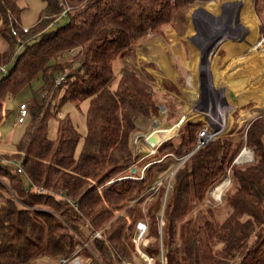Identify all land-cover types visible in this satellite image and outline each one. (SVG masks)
Instances as JSON below:
<instances>
[{
  "label": "trees",
  "instance_id": "1",
  "mask_svg": "<svg viewBox=\"0 0 264 264\" xmlns=\"http://www.w3.org/2000/svg\"><path fill=\"white\" fill-rule=\"evenodd\" d=\"M19 1L0 0V67L8 69L0 78V129L6 99L36 80L41 87L33 92L35 108L21 124L26 128L15 152L0 153V264L58 262L80 248L83 264L133 263L143 259L135 242L139 223L146 225L139 248L154 264H264V113L242 135L219 137L194 152L150 199L144 194L193 150L206 123L187 122L180 143H165L138 179L129 177L141 161L132 145L138 120L159 117L161 91L152 76L123 61L135 63L137 48L150 37L169 42L170 28L182 36L188 11L214 0H41L45 7L28 33ZM254 2L264 38V0ZM231 3L229 10H243L227 28L239 40H252L248 4ZM62 16L67 23L56 26ZM12 28L25 40L20 51ZM117 61L123 65L116 81ZM61 76L68 81L56 86ZM164 97L167 104L171 97ZM85 101L83 138L61 113L66 104L79 109ZM54 119L58 130L50 139ZM244 148L254 160L236 164ZM226 179L223 203L208 206ZM220 209L227 215L219 222ZM195 212L205 217L202 223Z\"/></svg>",
  "mask_w": 264,
  "mask_h": 264
},
{
  "label": "rangeland",
  "instance_id": "2",
  "mask_svg": "<svg viewBox=\"0 0 264 264\" xmlns=\"http://www.w3.org/2000/svg\"><path fill=\"white\" fill-rule=\"evenodd\" d=\"M214 1H217V0H214ZM211 2H213V1H211ZM253 2H254V0H253ZM19 4H20V7L23 9V12L21 14V24L24 27H29V28L33 27L38 22V20L40 19L41 14H42V10L45 7V3L42 2L41 0H20ZM208 4L207 5H197L188 11V14L186 15L187 23L183 28V35H182L183 38L186 36V26L189 22L188 17H189L190 12H192L193 10H198L200 8H205L208 6ZM61 7L63 8V5H61ZM65 9L66 8L62 9V14H63ZM67 10H68V8H67ZM252 11L254 12V14H253L254 20L255 21L257 20L258 26L260 29L261 38H260L259 42L261 41V43H263V45H264V38L262 36L261 22L255 13V2H254V7L252 6ZM201 19H203V17ZM237 19H238L237 16L235 18L232 17V20H234V21H236ZM67 20H68V18L62 16L61 19L57 22L56 26L63 25L65 23H67ZM230 20H231V18H230ZM219 29L220 28H217L216 33H214L217 36L215 38L216 41H219L220 39L226 38L227 35H225V34L229 35V33L232 32L230 30V28L222 30L223 32L221 31V29L220 30ZM202 31H204L203 34L205 37L197 38L196 42H194V45H193L194 47L193 48L191 47L192 49L191 48L189 49L186 46V44L178 45L176 47V50L181 55H184L186 60H188V54H187L188 52H190V57H191L197 53L196 51H198L199 49L200 50L203 49V51L199 55L200 64L197 66V69L199 72V74H198L199 82H197L196 85L195 84H193V85L188 84V79L191 77V74H192L191 71L192 70H191L190 66L186 63L185 58H181L179 56L174 55L171 50L168 52V62L167 63H168V66L171 70L172 77L171 78L164 77L163 79H161V78L157 79V78H155V76L153 77L154 80L156 79L155 83H156L157 88L161 91V104H160V112H159L160 115H159V117L153 118V119H147V120L146 119H139L138 120V132L133 137L132 145H133L134 155L139 156L141 161H139V163L136 165V168H133V169H136V171L133 172V169H132V171L130 172V174H132V176H129V177H134L132 179H135V177H137L135 175H140L141 173H143L145 168L148 167V165L150 164V161L157 160L159 158L158 150L162 145H164L165 143H170V144L175 143L174 145H177L178 143H180V136L182 134L181 130L183 129V127L186 125L187 122L204 121L206 124H209L212 128H214V130L216 132L218 131L217 136L221 135L220 137H222V136L228 135L230 137H238L245 132L249 123L255 117L264 113V111H262L261 109H259V107H257L258 114L253 116L246 123H245V120H243L242 124H240L242 111L246 105L242 104V106H239V107L237 106L238 102H239V97L237 96L238 94H236V92L234 90L235 86L233 85V82L236 81L237 83H241L242 79H248V78H250L249 81L250 80L252 81L251 76L249 74H251L254 79L257 78L258 77L257 74L261 73V67H255L254 68L250 64L239 65V64L235 63L236 61H234L233 66H232L230 61H228L227 62V64L229 65L228 68L221 70L222 73L224 71L227 72L226 75H222V77L219 75H217L216 77L215 76L213 77L212 62H211V64L209 63V54L205 55L204 52L208 51L209 53H211V51L213 50V47L210 46V43H208V41L206 42L205 39L207 38L210 40V38H208V36H207V33L208 34L210 33L213 36H214V34L209 32L211 30L207 27L206 28L204 27V29H202ZM175 32H176V30H175ZM235 34H237V33H234V36H235ZM156 37H159V36H156ZM153 39H154V37H150V40L147 43H145L144 45L148 44ZM202 39H203V41H202ZM182 40L183 39H181V41ZM237 40L238 39H236V42H237ZM1 41H0V43H1ZM162 41H163L162 44H164V48L168 47V45H170V44H168L169 42L166 39L162 38ZM233 46L235 47L234 44H233ZM142 47H138V48L141 49ZM138 48H137V51H138ZM236 48H239V45H237ZM137 51H136V56H135V63H132L131 58H127L123 62L130 64V65H134L142 74L143 73L145 74V72H144L145 68L144 67L146 65L140 63V59H139L140 55L138 56ZM253 51L255 52V50H253ZM259 51H261L260 47H259L257 52H259ZM226 53H228L227 49L225 48V45H223L222 47L220 46L219 50L217 51L216 56L219 57L220 54L223 56ZM248 55H249V57H251V56L253 57L256 54L251 52ZM248 55H246V56H248ZM232 57H233V55H231L229 58H232ZM123 62L117 61L115 63L114 71H115V75H116V81H117V76H118L119 70L123 65ZM147 66H149V65H147ZM210 66H211V68H210ZM258 66H260V65H258ZM150 67H151V64H150ZM155 72H156V69H155ZM246 74H248V75H246ZM151 76H153V75H151ZM157 76L160 77L159 74H157ZM246 77H248V78H246ZM174 78L176 79V81ZM172 79L174 81H172ZM181 81H183V83ZM164 84H169L171 87L174 86L177 89H178V87H177V85H178L181 90H180V92L178 90V93H176L175 91H171L169 93L165 92L163 89H161ZM113 86L115 88L116 83H114ZM40 87H41V81L36 80L28 88H26L23 92H21L17 96L8 97L6 99V101L4 102L5 109L8 110V116L5 119V122L0 129V136L2 139V141L0 142V153H13V152H15V146L19 142V140L22 137V135L25 131V128H26V125H19L17 127H15V125H14L15 122L18 120L17 118H18V113H19V105L21 103H27L30 107V112H31L35 108V98L33 96V92L35 90L39 89ZM171 90H174V89L171 88ZM184 92H185V94H184ZM164 94H166L172 98V100H171V98H170V100L167 99L168 100L167 104H165L166 98L164 97ZM168 103L174 105V106H172L173 107L172 110L168 107ZM192 106H193V109L190 108ZM231 106L232 107L234 106L233 109L230 110V112L228 111L227 113H225V116L223 118H221V120H219L220 116H223V114L221 113L222 112L221 109L225 110L226 108L228 109ZM88 107H89L88 101H85L84 103H82L81 107L79 109L70 103V104H66L64 106L62 113H61V115H65V116L69 115L70 116L74 125L76 126V128L78 129L79 133L82 135L83 138L87 134L86 113H87ZM190 109L195 110L196 113H194V116H192L191 119H188L187 121H185L182 124V126L180 125V128H179L178 132L175 134V136L168 139L166 142H164L163 144H161L157 147H152L151 145L149 146L146 143V140L148 142V137L153 132V130L156 131V130H158V128L170 129V128L175 127V125L178 122H180V120L182 119V116L184 117V114ZM211 119L215 120V122ZM155 122L158 123V127H156L154 129ZM239 127L243 131L238 130ZM57 130H58V121L54 119L50 122V129H49L50 139L56 138ZM82 143H83V140L80 143V146L78 148L77 153H79L80 148L82 146ZM194 148H195V146H194ZM151 150L155 151V153H156L155 157L152 156L154 154H150ZM169 155H171V154H169ZM175 161H176V159H175ZM248 161L249 160L244 161V162H248ZM179 164H180V162H178V164L172 166L167 173L163 174L162 178L159 181H157L152 187H150L149 190L144 194V196L148 195V197L150 199L151 198L150 193L151 194L155 193L158 190L159 186H161L163 183H166L167 185H169V182H170V179L172 176L171 173L179 166ZM222 203H223V196H222V199L218 202H216L212 198H210V200L208 201V206H215V205L221 206ZM220 206H218V207H220ZM226 215H227L226 209H224V210L220 209L219 215H218V221L219 222L222 221L226 217ZM194 217H195L197 223L200 224V223H202L204 216L203 217L199 216L197 214V212H195ZM138 227H139V224H138ZM138 227L136 228L135 242L137 244V250L141 254L143 259L140 260L138 258H135L133 263L134 264H141L142 261L144 262V261H146V259H149L151 264H154V262H152V260L147 255L143 254V252L139 248V242L141 241V239L143 237L141 239H138V236H139ZM145 230H146V228H145ZM96 233H99V235L102 238L101 232H96ZM96 233H94V234H96ZM85 235H87V234H85ZM87 247H88V245H87ZM213 257H217V255L214 254ZM160 260H161V263H163L162 257L160 258ZM59 263H60V261L51 262V263H46V261L45 262L41 261L40 263H36V264H59Z\"/></svg>",
  "mask_w": 264,
  "mask_h": 264
},
{
  "label": "crops",
  "instance_id": "3",
  "mask_svg": "<svg viewBox=\"0 0 264 264\" xmlns=\"http://www.w3.org/2000/svg\"><path fill=\"white\" fill-rule=\"evenodd\" d=\"M230 1L231 0H217L209 3L210 5L208 4V6L205 8H200L198 10H193L192 12H190L188 17L189 22L186 26V36L184 38L182 36H179L178 33H176L173 28L167 30V35L169 39L168 44H170L168 45V47L164 48V44H162L163 42L162 38L154 37V39L150 41L148 44L143 45V47L141 46L142 47L141 49L138 48V51L137 50L136 51L138 53V56L139 55L141 56V57L139 56L140 63L146 65L144 67L145 68L144 72L150 76L153 75L152 77L155 76V78L157 79L158 78L163 79L164 77L171 78L172 77L171 70L167 63L168 52L171 50L174 55L179 56L181 58H185L184 55H181L176 50V47L178 45L186 44V46L190 49L192 45H194V42H196L197 38L205 37L203 34L204 31H202L204 27L209 28L211 30L209 32L213 34L216 33L217 28H220L221 31L223 30L224 26L227 28L229 23L231 22L230 18L232 19V17L237 16L236 14L237 11L241 12L243 10L242 8L237 7L236 5L233 6L232 10H229L231 5L233 4L231 3L228 5ZM234 1L238 2L240 0H234ZM242 1L248 4V14L251 17L254 26H256V36L253 37L252 40H249L248 38L245 37H242V39L239 40V36L237 34H235L234 36L235 32H230L229 35L225 34L227 35L226 38L216 41L215 40V38L217 37L216 34H214L213 36L210 33L209 34L207 33V36L208 38H210V40L207 38L205 40L206 42L208 41V43H210V46L213 47V50L211 51V53H209L208 51L204 52L205 55L209 54V63L211 64L212 62L213 77L214 76L216 77L217 75L221 77L222 75H226L227 72L224 71L222 73L221 70L228 68L229 66L227 64L228 61H230L232 66L234 61H236L235 63L239 65L250 64L254 68L261 67V73L257 74L258 75L257 78L254 79L253 76L249 74L251 76L252 81L251 80L249 81L250 78L246 77L248 79H242V82L240 81L241 83H237L236 81L233 82V85L235 86L234 90L236 94H238L237 96L239 97V102L237 106L238 107L242 106V104L246 105L242 111L240 124H242L243 120H245L246 123L253 116L257 115L258 114L257 107H259V109L264 111V45L263 43H261V41L259 42L261 38L260 29L257 20L255 21L253 17L254 12L252 11V6L254 7V2L253 0H242ZM202 17L203 19H201ZM181 39L183 40L181 41ZM236 39H238L237 42ZM233 44L235 45V47L233 46ZM223 45H225V48L227 49L228 53H226L223 56L221 54L219 57L216 56L220 46L222 47ZM237 45H239L240 49L236 48ZM259 47L261 51L257 52ZM253 50H255V52ZM202 51L203 49L202 50L199 49L198 51H196L197 53L195 52L196 54L195 55L193 54L194 56L191 57H190V52H188L187 53L188 60H186L185 58L186 63L190 66L192 70L191 77L188 79L189 85H193V84L196 85V83L199 82L198 79L199 72L197 66L200 64L199 55L201 54ZM251 52H253L256 55L253 57L252 56L249 57L248 54ZM231 55H233V57L229 58ZM157 74H159L160 77L157 76ZM172 81L174 80L172 79ZM177 87L180 92L181 90L180 87L178 85ZM161 89H163L165 92L168 93L171 92L163 87ZM233 107L231 106L230 108L228 109L226 108L225 110L221 109L222 111L221 113L223 114V116H220L219 120H221V118L225 116V113H227L228 111L230 112V110H232ZM190 108L193 109V106ZM191 109L184 114V117H182L181 121L178 122L177 124H180L182 126V124L185 121L191 119L192 116H194V113L196 112L195 110H191ZM238 130L243 131L241 130L240 127L238 128Z\"/></svg>",
  "mask_w": 264,
  "mask_h": 264
},
{
  "label": "built area",
  "instance_id": "4",
  "mask_svg": "<svg viewBox=\"0 0 264 264\" xmlns=\"http://www.w3.org/2000/svg\"><path fill=\"white\" fill-rule=\"evenodd\" d=\"M69 10V9H68ZM68 10L67 9H65L64 10V12H63V14L62 15H66V13L68 12ZM22 28V30H23V32L24 33H28L29 32V30H30V28L29 27H24V26H22L21 27ZM11 32H12V35H13V37L15 38V40H16V42H17V51H20L22 48H23V46L25 45V40L23 39V37L20 35V33H19V31L17 30V29H15V28H12V30H11ZM7 74H8V69H7V67L6 66H2V67H0V78H5L6 76H7ZM68 81V77L67 76H61V77H59L58 79H57V81H56V86H60V85H62V84H65L66 82ZM19 111H20V115H19V117H18V120L15 122V127L16 126H18V125H21L23 122H24V119H25V117L26 116H28L29 115V113H30V107H29V105L27 104V103H21L20 105H19ZM207 116V115H206ZM183 117V116H182ZM211 120H213V119H211ZM181 121V120H180ZM214 122H215V120H213ZM204 122V121H203ZM156 124V125H155ZM155 124H154V129L156 128V127H158V123H156L155 122ZM155 130H153V132H154ZM152 132V133H153ZM218 132V131H217ZM217 132L214 130V128H212L209 124H206L204 127H203V129L199 132V135H198V140H197V143H196V146H195V148L189 153V154H187L186 156H184L183 158H181V159H178L179 161H180V164L179 165H182L183 163H185L188 159H189V157L194 153V152H196L197 150H199L200 148H202V147H204V146H206L208 143H210V142H212V141H214V140H216V139H218L220 136H217ZM151 133V134H152ZM150 134V135H151ZM149 135V136H150ZM146 143L150 146V144L147 142V140H146ZM245 149H248V148H244L242 151H241V153L238 155V157H237V159H236V161H235V163L236 164H244V163H250V162H253V160H254V153H253V151L252 150H250V149H248V150H250V152H251V160H249L248 162H238V158L240 157V155L242 154V152L245 150ZM151 153L150 154H155V151L154 150H151L150 151ZM149 156V155H148ZM168 156H172V157H174V155H168ZM145 158V157H144ZM14 165L16 166V168H17V170H18V172L19 173H21L22 172V167H21V163L20 162H18V161H16V162H14ZM151 164H149L148 166H150ZM173 175V174H172ZM132 178H134V177H132ZM135 179H138L137 177H135ZM226 182H227V186H226V189L230 186V183H231V181H230V179H226V180H224L219 186H217L212 192H211V198L214 200V201H216V202H218V201H220L221 199H222V196L224 195V192L226 191H224V192H222V193H220L219 194V199H217L216 198V196L215 195H213V193L219 188V187H221L223 184H226ZM140 224L141 223H139V227H138V234H139V236H138V239H141L142 237H144V235H145V231L146 230H142L141 228H140ZM95 237L96 238H101V236L99 235V233H96L95 234ZM85 246L87 247V245L85 244ZM82 251V248H80L72 257H70V258H67V259H61L60 260V263L59 264H83V261H82V256H81V254H80V252ZM146 259V258H145ZM128 264H134V263H128ZM141 264H151V262H150V260L149 259H146V261H142L141 262Z\"/></svg>",
  "mask_w": 264,
  "mask_h": 264
},
{
  "label": "bare ground",
  "instance_id": "5",
  "mask_svg": "<svg viewBox=\"0 0 264 264\" xmlns=\"http://www.w3.org/2000/svg\"><path fill=\"white\" fill-rule=\"evenodd\" d=\"M179 128H180V126L176 124L174 128L156 130V131H158L157 133L159 134L160 142L167 141L171 137L175 136V134H176V132L178 131ZM247 160H251V152H250V150L245 149L242 152V154L240 155V157L238 158V162H244V161H247ZM226 186H227V182H226V184H223L221 187H219L213 193V195H215L216 198L219 199V197H218L219 194L226 190Z\"/></svg>",
  "mask_w": 264,
  "mask_h": 264
},
{
  "label": "water",
  "instance_id": "6",
  "mask_svg": "<svg viewBox=\"0 0 264 264\" xmlns=\"http://www.w3.org/2000/svg\"><path fill=\"white\" fill-rule=\"evenodd\" d=\"M192 45V44H191ZM194 46L192 45V48H193ZM174 128V127H173ZM179 130V129H178ZM158 132V131H157ZM156 131L155 132H153L149 137H148V142H149V144L152 146V147H157V146H159V145H161V144H163L164 142H166V141H162V142H160V137H159V134L157 133ZM178 132V131H177ZM176 132V133H177ZM172 138V137H171ZM136 171V169H133V172H135ZM174 174V173H173ZM173 176V175H172ZM140 228H142V230H145V228H146V225L145 224H143V223H141L140 224Z\"/></svg>",
  "mask_w": 264,
  "mask_h": 264
}]
</instances>
